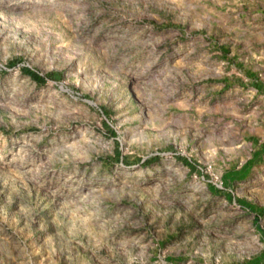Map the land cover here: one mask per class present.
Here are the masks:
<instances>
[{
    "label": "rangeland",
    "instance_id": "1",
    "mask_svg": "<svg viewBox=\"0 0 264 264\" xmlns=\"http://www.w3.org/2000/svg\"><path fill=\"white\" fill-rule=\"evenodd\" d=\"M260 256L264 0H0V264Z\"/></svg>",
    "mask_w": 264,
    "mask_h": 264
},
{
    "label": "trees",
    "instance_id": "2",
    "mask_svg": "<svg viewBox=\"0 0 264 264\" xmlns=\"http://www.w3.org/2000/svg\"><path fill=\"white\" fill-rule=\"evenodd\" d=\"M30 72L33 74L34 78H41V76L38 75L37 73H33L32 71H30ZM240 172H243V169L240 170V171H234L232 173L226 174L225 178L227 179L229 177V175L231 174L232 175V179H236L235 177H237V175L240 174ZM244 172L246 173V169H245ZM261 261H262V256L253 259L252 261L248 262L247 264H260Z\"/></svg>",
    "mask_w": 264,
    "mask_h": 264
}]
</instances>
